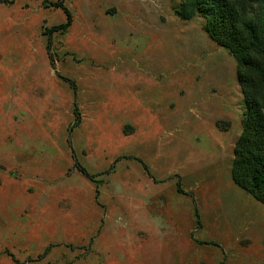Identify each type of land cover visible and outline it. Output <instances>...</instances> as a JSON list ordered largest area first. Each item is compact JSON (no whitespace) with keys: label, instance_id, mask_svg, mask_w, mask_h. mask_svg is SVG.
<instances>
[{"label":"rangeland","instance_id":"374dc122","mask_svg":"<svg viewBox=\"0 0 264 264\" xmlns=\"http://www.w3.org/2000/svg\"><path fill=\"white\" fill-rule=\"evenodd\" d=\"M57 1L0 0V264H264L237 62L204 18L66 0L51 31Z\"/></svg>","mask_w":264,"mask_h":264},{"label":"trees","instance_id":"16d2710c","mask_svg":"<svg viewBox=\"0 0 264 264\" xmlns=\"http://www.w3.org/2000/svg\"><path fill=\"white\" fill-rule=\"evenodd\" d=\"M65 1L50 3L67 15V22L51 31L65 32L72 24ZM180 16L184 20L203 17L209 37L237 62L246 116L235 143L231 175L236 185L264 204V0H184ZM77 167L92 178L83 167Z\"/></svg>","mask_w":264,"mask_h":264}]
</instances>
